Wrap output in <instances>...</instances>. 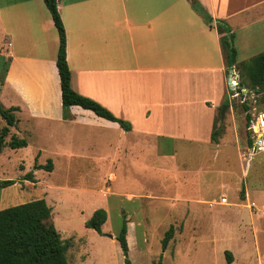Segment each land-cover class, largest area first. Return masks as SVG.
I'll return each instance as SVG.
<instances>
[{
  "label": "crops",
  "instance_id": "crops-1",
  "mask_svg": "<svg viewBox=\"0 0 264 264\" xmlns=\"http://www.w3.org/2000/svg\"><path fill=\"white\" fill-rule=\"evenodd\" d=\"M196 4L212 18V25ZM196 4L59 0L72 88L130 123L127 131L80 106L70 107L65 118L57 68L59 33L44 0H0V56L7 64L0 101L6 108L20 109L11 133L14 129L17 136L21 126L20 135L38 134L58 153L69 155L78 146L91 154L112 156L121 165L141 156L143 162L135 169L142 180L170 181L178 172L174 145L201 140L212 144L217 110L229 93L227 76L232 71L217 22L231 27L238 55L256 40L264 41V0H197ZM3 39L7 46L1 44ZM165 161L168 165L163 168ZM212 203L230 205L228 199Z\"/></svg>",
  "mask_w": 264,
  "mask_h": 264
},
{
  "label": "rangeland",
  "instance_id": "rangeland-1",
  "mask_svg": "<svg viewBox=\"0 0 264 264\" xmlns=\"http://www.w3.org/2000/svg\"><path fill=\"white\" fill-rule=\"evenodd\" d=\"M256 41L238 55V62L264 52V41ZM7 42L3 39L1 44ZM6 66L0 56V81ZM230 70L239 84L229 88L223 107L230 108L224 119L223 107L217 110L216 141L176 143L173 164L178 172L170 181L142 180L135 169L143 162L141 156L121 165L112 156L91 154L78 146L71 154H62L38 134L20 135L19 126L17 137L30 146L5 147L0 153V182H16L0 189V210L45 199L67 247L69 264H126L117 240L125 220L132 264H227L226 251L233 255L232 264L264 263V88L256 87L242 67ZM14 134L13 129L7 142ZM36 158L39 165L52 160L53 170H35ZM167 165L165 161L162 166ZM29 172L36 182L24 180ZM222 197L230 205L212 203ZM203 200L209 205H202ZM99 209L108 213L102 234L85 226ZM171 228L172 239L164 248Z\"/></svg>",
  "mask_w": 264,
  "mask_h": 264
},
{
  "label": "trees",
  "instance_id": "trees-1",
  "mask_svg": "<svg viewBox=\"0 0 264 264\" xmlns=\"http://www.w3.org/2000/svg\"><path fill=\"white\" fill-rule=\"evenodd\" d=\"M44 2L59 33L57 68L61 82L65 118L69 116L70 107L80 106L94 112L99 117L116 122L125 130L130 131V123L117 118L103 105L80 95L72 88V74L67 61L66 31L59 11V0H44ZM195 8L212 25V18L203 8L199 4H196ZM216 26L221 34V46L227 59L228 70L240 66L256 87L264 88V53L238 64V52L234 43L235 35L232 33L231 27L224 21H218ZM239 90L241 92V89ZM19 110L17 107L6 108L0 101V153L5 147L12 150L28 147V141L24 138H18L16 135H12L11 140L7 142L12 128H16L19 122L17 117ZM246 119L247 125L250 127L251 115L248 111ZM218 134V130L213 132V141H216ZM34 169L51 172L53 161L49 160L47 165H39L36 158ZM24 180L36 182L32 172L27 173ZM15 184L14 180H4L0 182V189H6ZM107 219V211L99 209L94 212L90 220L86 221L85 226L102 234V227ZM127 235L128 223L125 220L117 240L123 252L125 263L132 264L129 258L130 249ZM172 236L173 229L171 228L163 242L164 248L168 246ZM66 253L67 247L52 222V208L45 199L33 200L0 210V264H69ZM225 256L227 264H232L234 261L232 253L226 251Z\"/></svg>",
  "mask_w": 264,
  "mask_h": 264
},
{
  "label": "built area",
  "instance_id": "built-area-1",
  "mask_svg": "<svg viewBox=\"0 0 264 264\" xmlns=\"http://www.w3.org/2000/svg\"><path fill=\"white\" fill-rule=\"evenodd\" d=\"M228 83H229V87H231V89L237 87L238 84H239L238 77H234L233 74L230 75V78H229V80H228ZM234 86H235V87H234ZM221 201H222V203H227V199H226V197H223V198L221 199Z\"/></svg>",
  "mask_w": 264,
  "mask_h": 264
},
{
  "label": "water",
  "instance_id": "water-1",
  "mask_svg": "<svg viewBox=\"0 0 264 264\" xmlns=\"http://www.w3.org/2000/svg\"><path fill=\"white\" fill-rule=\"evenodd\" d=\"M191 2L193 3V4H196L197 3V0H191ZM231 75H232V73H231ZM229 105H227V106H224L223 108H222V113H221V118L222 119H224V117H225V112H226V110L227 109H229ZM259 135H262V133H260Z\"/></svg>",
  "mask_w": 264,
  "mask_h": 264
},
{
  "label": "bare ground",
  "instance_id": "bare-ground-1",
  "mask_svg": "<svg viewBox=\"0 0 264 264\" xmlns=\"http://www.w3.org/2000/svg\"><path fill=\"white\" fill-rule=\"evenodd\" d=\"M259 130V128H256V131H258Z\"/></svg>",
  "mask_w": 264,
  "mask_h": 264
}]
</instances>
